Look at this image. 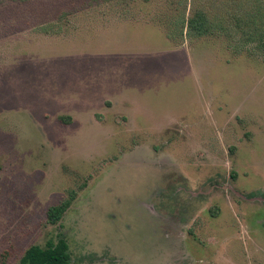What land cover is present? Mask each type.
<instances>
[{
	"label": "rangeland",
	"instance_id": "rangeland-1",
	"mask_svg": "<svg viewBox=\"0 0 264 264\" xmlns=\"http://www.w3.org/2000/svg\"><path fill=\"white\" fill-rule=\"evenodd\" d=\"M25 7L0 4V264L60 234L72 264H264V53L181 36L172 0Z\"/></svg>",
	"mask_w": 264,
	"mask_h": 264
},
{
	"label": "trees",
	"instance_id": "trees-1",
	"mask_svg": "<svg viewBox=\"0 0 264 264\" xmlns=\"http://www.w3.org/2000/svg\"><path fill=\"white\" fill-rule=\"evenodd\" d=\"M37 1L39 0H0V4L21 3L27 8ZM172 1L185 11L177 22L181 36H222L237 54L240 50L247 51L249 55H255L256 52L264 53V0ZM189 8V14L186 16ZM249 45L254 47L251 49ZM60 120L69 123L70 117L61 116ZM73 199L74 193L71 192L67 199L50 206L47 211L48 222L59 223ZM19 264H72L70 245L66 236L60 234L44 245L30 246Z\"/></svg>",
	"mask_w": 264,
	"mask_h": 264
}]
</instances>
